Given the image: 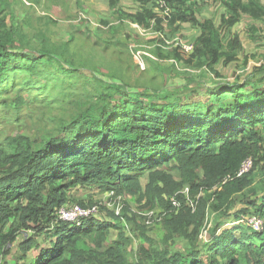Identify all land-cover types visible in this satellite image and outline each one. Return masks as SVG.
<instances>
[{"label": "trees", "instance_id": "obj_1", "mask_svg": "<svg viewBox=\"0 0 264 264\" xmlns=\"http://www.w3.org/2000/svg\"><path fill=\"white\" fill-rule=\"evenodd\" d=\"M5 1L0 0V81L23 72L28 80L20 89L28 92L29 79L40 73L45 58L68 60L67 45H49L46 34L37 31L43 44L33 46L12 11L3 8ZM138 1L141 8L130 12L128 20L142 28H151L153 20L161 30L162 21L168 20L169 25L189 21L200 30L190 52L179 45L164 49L162 41L154 51L155 57L184 67H205L195 84L210 79V73L220 77L214 65L234 59L238 36L226 44L222 38L242 14L264 20V0H220L225 13L217 25L210 18L198 19L192 0H155L163 17L150 9L149 0ZM116 3L109 0L111 8ZM46 23L55 21L46 17ZM184 79L178 94L186 88L194 91ZM74 83H83V90H71L66 116L35 113L29 96L15 97V107L29 104L34 111L29 118L35 134L17 132L0 139V251L18 231L31 229L54 240L21 264H264V222L261 232L244 224L224 226L229 218L264 221V76L252 83L214 82L206 89L207 96L196 94L188 104L130 97L127 86L100 74L94 76L93 90L85 80ZM247 158L252 161L250 171L237 177ZM87 185L112 192V200L122 196L119 210L83 198L77 204L96 205L109 219L91 215L77 225L57 220L58 208L72 202L68 192ZM127 196L141 209L156 211L164 228L157 242L146 235ZM112 228H118L117 237L102 249ZM203 229L210 235L204 250ZM176 236L186 245L174 248ZM138 237L152 241L154 251L143 244L134 248ZM83 239L89 241L88 248L77 246ZM35 244L30 236L22 250Z\"/></svg>", "mask_w": 264, "mask_h": 264}, {"label": "rangeland", "instance_id": "obj_2", "mask_svg": "<svg viewBox=\"0 0 264 264\" xmlns=\"http://www.w3.org/2000/svg\"><path fill=\"white\" fill-rule=\"evenodd\" d=\"M192 1L195 2L194 11L200 20L210 18L217 25L219 16L225 13V7L220 0ZM154 4L155 0H149L150 9L163 17L164 12L159 11ZM3 8L12 11L14 20L21 25L33 46L40 47L43 44L37 31L38 34L41 32L46 34L49 45L60 47L66 43L64 56L68 60L65 61L62 57L61 62H58L45 58L40 73L29 79L32 87L28 92L20 89L28 80L23 72L8 75L0 81V139L17 132L30 136L35 134L33 120L29 118L31 114L29 112L34 111L28 109L29 104L15 107L17 94L29 96L30 105L35 109V113L45 110L48 114L66 116L68 111L65 105L72 95L71 90H80L83 85L74 82L85 80L91 83L86 85L88 90H93L94 76L98 74L103 75L107 81L127 86L130 97L150 98L158 104L164 101L188 104L196 94L207 96L206 89L212 87L214 82L237 80L252 83L264 76V20H255L246 14H242L238 22L222 38L226 44L229 39L238 36L240 45L235 51L234 59L225 65L222 64V60L215 64L214 68L221 76L216 77L210 73L211 78L205 80L203 86V82L197 84L195 82L196 77L203 74L205 67L199 69L184 67L179 62L159 59L154 54L160 41L164 43V49L179 45L189 52L192 51L200 30L189 21L169 25L168 20L162 21L161 30L156 29L153 20L150 21L151 28H142L128 20L130 12H136L141 8L138 0H117L113 8L110 7L109 0H6ZM46 17L52 18L55 23L47 24ZM104 20L107 23H104ZM10 21L8 18V24ZM102 39L107 42H102ZM225 46V50L229 51L228 45ZM67 68L73 72H64ZM184 78L189 80L194 91L190 93L185 91L186 88L181 91L182 94H178L180 92L178 85L187 82ZM113 91L116 98H119L120 92L117 88ZM174 175L177 176L175 173ZM141 181L143 185L147 183L145 175L141 177ZM183 191L186 192L187 188ZM68 193L72 198L70 205L84 198L96 202L99 206L107 203V209L115 211L121 206L118 200L123 198L118 196L112 200V192L101 191L93 185L77 186ZM129 197L126 198L131 211L136 212L141 218V223L145 224L146 235L157 242L163 237L164 228L156 211L141 209L140 203ZM190 205L193 208L194 204ZM104 215L105 211L94 212L96 219ZM105 218H108L107 215ZM247 228L249 227L246 224ZM117 230L118 228L111 229L102 249L112 244L117 237ZM45 234L35 233L31 229L18 231L15 239L0 251V264H21L33 259L41 249L48 248L54 240ZM30 236H33L36 244L24 252L23 244ZM200 239V244L204 247L201 249L204 250L210 242V235L206 229L202 230ZM174 241V248L186 245V241L180 236H176ZM88 243V240L83 239L77 246L88 248ZM140 244L154 251L152 241H145L142 237L134 238L133 247L137 248Z\"/></svg>", "mask_w": 264, "mask_h": 264}, {"label": "built area", "instance_id": "obj_3", "mask_svg": "<svg viewBox=\"0 0 264 264\" xmlns=\"http://www.w3.org/2000/svg\"><path fill=\"white\" fill-rule=\"evenodd\" d=\"M185 50H187V49H185ZM251 167H252V161L250 158H247L242 163V165H241L239 171L237 172L236 176L238 177V176H241V175L249 172ZM96 211H98V208L96 205L84 208V207H81L79 204L75 203V204L69 205L68 207L62 206V207L58 208V210L56 211V219L57 220H64V221H67V222H70V223L77 225L80 223V221L83 218L94 215V212H96ZM248 223L255 230H260L262 228V220L260 218L252 217V218L248 219Z\"/></svg>", "mask_w": 264, "mask_h": 264}, {"label": "clouds", "instance_id": "obj_4", "mask_svg": "<svg viewBox=\"0 0 264 264\" xmlns=\"http://www.w3.org/2000/svg\"><path fill=\"white\" fill-rule=\"evenodd\" d=\"M94 216V215H93ZM248 219L249 218H247V219H245V218H242V219H239V220H237V221H231V223H232V225H235V224H244V225H248V227L250 228V230H252V231H255V232H260V231H262V229L263 228H261L260 230H255V229H253L252 227H251V225L248 223ZM262 222H264L263 220H262Z\"/></svg>", "mask_w": 264, "mask_h": 264}, {"label": "crops", "instance_id": "obj_5", "mask_svg": "<svg viewBox=\"0 0 264 264\" xmlns=\"http://www.w3.org/2000/svg\"><path fill=\"white\" fill-rule=\"evenodd\" d=\"M232 220H233V218H229V219H227V220L225 221V223H224V226H231V225H232V223H231Z\"/></svg>", "mask_w": 264, "mask_h": 264}]
</instances>
